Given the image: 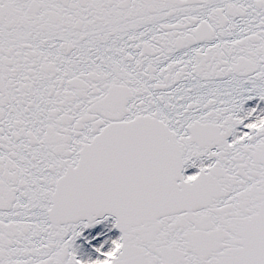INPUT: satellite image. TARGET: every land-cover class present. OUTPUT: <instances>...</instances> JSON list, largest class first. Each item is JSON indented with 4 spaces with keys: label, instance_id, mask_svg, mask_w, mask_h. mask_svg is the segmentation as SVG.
<instances>
[{
    "label": "snow or ice",
    "instance_id": "obj_1",
    "mask_svg": "<svg viewBox=\"0 0 264 264\" xmlns=\"http://www.w3.org/2000/svg\"><path fill=\"white\" fill-rule=\"evenodd\" d=\"M0 264H264V0H0Z\"/></svg>",
    "mask_w": 264,
    "mask_h": 264
}]
</instances>
